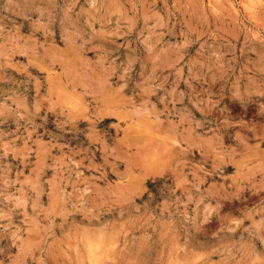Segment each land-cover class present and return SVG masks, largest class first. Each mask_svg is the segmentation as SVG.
Listing matches in <instances>:
<instances>
[{"label":"rangeland","instance_id":"obj_1","mask_svg":"<svg viewBox=\"0 0 264 264\" xmlns=\"http://www.w3.org/2000/svg\"><path fill=\"white\" fill-rule=\"evenodd\" d=\"M0 264H264V0H0Z\"/></svg>","mask_w":264,"mask_h":264},{"label":"bare ground","instance_id":"obj_2","mask_svg":"<svg viewBox=\"0 0 264 264\" xmlns=\"http://www.w3.org/2000/svg\"><path fill=\"white\" fill-rule=\"evenodd\" d=\"M247 5V4H246ZM246 7V6H245Z\"/></svg>","mask_w":264,"mask_h":264}]
</instances>
